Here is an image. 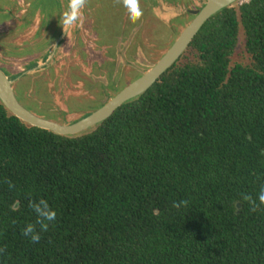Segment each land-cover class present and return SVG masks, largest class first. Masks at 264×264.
Instances as JSON below:
<instances>
[{
	"label": "trees",
	"instance_id": "1",
	"mask_svg": "<svg viewBox=\"0 0 264 264\" xmlns=\"http://www.w3.org/2000/svg\"><path fill=\"white\" fill-rule=\"evenodd\" d=\"M262 185L264 0L213 14L152 86L82 132L31 126L0 102V264H264V205L243 199ZM42 199L56 212L46 230L29 206Z\"/></svg>",
	"mask_w": 264,
	"mask_h": 264
},
{
	"label": "rangeland",
	"instance_id": "2",
	"mask_svg": "<svg viewBox=\"0 0 264 264\" xmlns=\"http://www.w3.org/2000/svg\"><path fill=\"white\" fill-rule=\"evenodd\" d=\"M60 1L59 7H66L64 0ZM45 2L49 8L58 7L55 0ZM93 2H96L95 7L91 9L86 5L89 9L85 17L78 20L80 31L87 38L85 64L75 73L67 70L68 63L62 64L65 68L57 67L61 74L51 76L25 70L30 60L37 61L38 52H44L36 46L42 42L48 43L47 47L52 46L49 39H44L43 30L39 31L41 34L35 33L42 24L39 25L37 20L31 22L30 16L20 12L19 9L27 7L28 3L25 0H0V66L10 75H19L11 78L15 96L24 107L39 116L52 120L57 116L60 120L55 121L66 124L80 118L83 112L100 107L104 99L152 66L192 19L190 12L203 5L202 0H139L142 15L132 22L128 10L118 0H88L87 3ZM52 11L57 14L56 9ZM95 21L108 42L101 40L100 44L98 34H95ZM132 23L134 28L137 24L134 30L130 29ZM114 35L120 38L117 42L113 41ZM241 52L240 43L233 58L246 60ZM95 66H99L97 72H94ZM22 72L27 73L24 79H20Z\"/></svg>",
	"mask_w": 264,
	"mask_h": 264
},
{
	"label": "water",
	"instance_id": "3",
	"mask_svg": "<svg viewBox=\"0 0 264 264\" xmlns=\"http://www.w3.org/2000/svg\"><path fill=\"white\" fill-rule=\"evenodd\" d=\"M238 0H207L198 10L191 11L192 19L184 26L161 57L143 74L114 94L103 105L71 123H60L35 114L16 98L13 80L0 69V102L21 121L61 135L82 132L108 118L120 105L147 90L171 66L188 47L203 23L220 9Z\"/></svg>",
	"mask_w": 264,
	"mask_h": 264
},
{
	"label": "flooded vegetation",
	"instance_id": "4",
	"mask_svg": "<svg viewBox=\"0 0 264 264\" xmlns=\"http://www.w3.org/2000/svg\"><path fill=\"white\" fill-rule=\"evenodd\" d=\"M60 0L58 3V7H25L19 9L20 12L24 13L25 16L29 15L28 12L31 13V22H37L42 26H40L37 30V35L41 34L39 32L40 30H43L44 32V39H49L50 44L53 45L51 48L46 47L42 52H38L40 56H38L36 59L38 62H40L39 65L34 66L40 67L43 66L44 63H48L46 66H44V69H41V72H44L45 74H51V76L60 75L61 70L58 73L57 67L61 68L65 66H62V64L68 63L67 70L71 73H75L76 70L82 69V66L86 62V58L88 55L87 51V38L85 35L82 34L80 31V24H78V21L73 24L71 27L67 29H63L62 25V13L67 10V2L68 0H64L66 7H59L60 6ZM93 9V7H90ZM53 9L57 10V14L54 15ZM89 8L86 6L82 9V14L79 20L82 19V17H85L86 11ZM95 28H97V24H95ZM98 29V28H97ZM95 34H98L100 44H101V38L99 35V30H97ZM47 33V36H46ZM97 38V36H96ZM38 48V47H37ZM40 50V49H39ZM46 53H49L48 56H45ZM44 60V63L41 64V61ZM99 66H95L94 72H97V68ZM32 68V69H33ZM51 68V69H50ZM26 71H29V69H25ZM77 72V71H76ZM91 71H89L90 73ZM93 72V73H94ZM5 73V72H4ZM87 73V72H86ZM24 72H22L20 75H23ZM13 86V84H12ZM14 87V86H13ZM109 98H107L108 100Z\"/></svg>",
	"mask_w": 264,
	"mask_h": 264
},
{
	"label": "clouds",
	"instance_id": "5",
	"mask_svg": "<svg viewBox=\"0 0 264 264\" xmlns=\"http://www.w3.org/2000/svg\"><path fill=\"white\" fill-rule=\"evenodd\" d=\"M87 2L88 0H68L67 10L62 13V25L61 26L63 27V29H67L71 27L73 24H75L80 19L81 14H82V9L86 6ZM118 2L121 3L128 10L129 19L132 22H135L142 15L141 10L139 8V0H118ZM250 2L251 0H240L241 4H246ZM117 92H115L114 94H116ZM112 96H110V98ZM106 101L107 99H105V102ZM243 199L248 201L249 204L251 205V210L255 211L260 205H264V185L261 186V189L257 195L256 200H254L251 196H247V195H245ZM257 200L259 201V204H257ZM184 203H186V201L173 202V207H180V205ZM29 206L38 214V217L42 218L38 220V223H40L42 230L47 229V224L44 223L45 221L50 222V221L55 220L56 218V212L54 210H51L47 202L43 199L40 200L38 204L32 201H29ZM24 235L29 236L33 242H39L40 240V234L34 230V226L32 224H28L24 228Z\"/></svg>",
	"mask_w": 264,
	"mask_h": 264
}]
</instances>
